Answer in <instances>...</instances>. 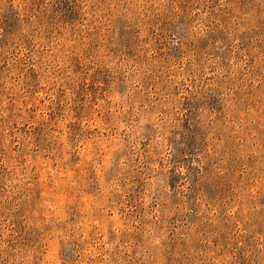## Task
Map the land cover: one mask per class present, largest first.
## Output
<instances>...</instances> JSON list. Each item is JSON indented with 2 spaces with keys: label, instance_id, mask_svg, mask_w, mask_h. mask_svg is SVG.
<instances>
[{
  "label": "rangeland",
  "instance_id": "1",
  "mask_svg": "<svg viewBox=\"0 0 264 264\" xmlns=\"http://www.w3.org/2000/svg\"><path fill=\"white\" fill-rule=\"evenodd\" d=\"M0 264H264V0H0Z\"/></svg>",
  "mask_w": 264,
  "mask_h": 264
}]
</instances>
